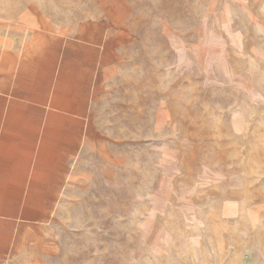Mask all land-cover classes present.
Here are the masks:
<instances>
[{"label":"rangeland","instance_id":"obj_1","mask_svg":"<svg viewBox=\"0 0 264 264\" xmlns=\"http://www.w3.org/2000/svg\"><path fill=\"white\" fill-rule=\"evenodd\" d=\"M42 27L103 67L44 264H264V0H0Z\"/></svg>","mask_w":264,"mask_h":264},{"label":"crops","instance_id":"obj_2","mask_svg":"<svg viewBox=\"0 0 264 264\" xmlns=\"http://www.w3.org/2000/svg\"><path fill=\"white\" fill-rule=\"evenodd\" d=\"M102 45L46 27L0 47V264H44L49 227L87 153Z\"/></svg>","mask_w":264,"mask_h":264}]
</instances>
